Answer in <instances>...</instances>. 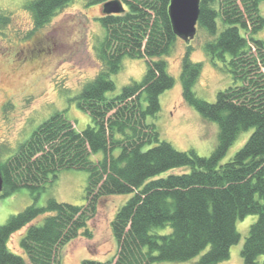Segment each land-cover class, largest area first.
Here are the masks:
<instances>
[{"label":"trees","instance_id":"trees-1","mask_svg":"<svg viewBox=\"0 0 264 264\" xmlns=\"http://www.w3.org/2000/svg\"><path fill=\"white\" fill-rule=\"evenodd\" d=\"M71 0H28L40 28ZM109 0H102L103 4ZM122 10L98 17L105 30L98 57L102 67L73 96L88 113L90 124L77 130L64 112L55 111L12 154L0 159V198L26 187L35 196L63 169L87 173L85 205L58 201L34 202L0 224V264H57L60 247L80 234L90 237L88 220L106 196L131 194L111 220L116 252L109 260L85 258L81 264H151L182 262L200 254L196 264H219L229 257L240 234L238 219L256 214L240 256L243 264H264V41L254 35L264 26V0H200L196 30L207 38L204 50L222 63L232 84L213 102L193 91L201 64L182 57L180 85L184 101L203 118L217 124V142L209 156L178 150L159 139L149 116L160 110L159 96L174 84L163 58L177 40L168 6L170 0H118ZM102 4V7H103ZM10 17L0 12V31ZM124 56L145 57L140 81H130L112 96L111 78ZM249 136L233 156L221 163L242 132ZM101 152L102 155L98 156ZM188 167V172L163 173ZM30 224L19 246L27 260L7 247L10 235ZM170 226L166 234L153 232Z\"/></svg>","mask_w":264,"mask_h":264},{"label":"rangeland","instance_id":"rangeland-1","mask_svg":"<svg viewBox=\"0 0 264 264\" xmlns=\"http://www.w3.org/2000/svg\"><path fill=\"white\" fill-rule=\"evenodd\" d=\"M28 0H0V12L10 17L9 25L0 31V159L12 154L17 145L26 140L36 127L55 111H65L77 130L90 124L88 113L80 110L73 96L101 69L97 56L105 30L98 17L102 14V0H71L44 26L37 28L25 3ZM264 17V1L260 3ZM264 41V26L254 35ZM207 35L197 29L189 41L177 38L171 51L163 58L174 84L159 96L160 110L149 116L159 139L169 142L178 150H194L199 156L210 155L217 142V124L203 118L182 97L180 70L182 57L188 45L191 59L201 64L199 76L193 87L195 94L208 102L216 93L232 84L230 74L222 63L212 62L203 43ZM145 57L124 56L121 68L112 73L115 89L112 96L130 81H140L146 71ZM251 130L242 132L228 148L221 163L229 160L249 136ZM102 153L99 152L98 156ZM188 167L173 168L168 173L188 172ZM87 173L74 168L63 169L35 198L30 190L21 187L0 198V224L31 203L44 205L50 197L77 205H85ZM131 194L106 196L98 201L96 213L88 220L90 237L79 235L60 247L57 264H81L85 258L109 260L116 252V240L111 231V220L116 211ZM45 215H39L23 228L13 232L7 247L14 253L27 257L19 241L30 224H41ZM257 219L248 214L236 222L239 241L231 245L229 257L219 264H243L240 251L250 225ZM170 226L158 227L153 232L166 234ZM200 254L182 261H159L151 264H196ZM264 262V253L257 257ZM26 264H29L28 262Z\"/></svg>","mask_w":264,"mask_h":264},{"label":"water","instance_id":"water-1","mask_svg":"<svg viewBox=\"0 0 264 264\" xmlns=\"http://www.w3.org/2000/svg\"><path fill=\"white\" fill-rule=\"evenodd\" d=\"M200 0H170L168 14L171 25L177 37L189 41L196 33ZM103 12L118 13L122 10L118 0H109L103 4ZM3 188V178L0 171V192Z\"/></svg>","mask_w":264,"mask_h":264}]
</instances>
